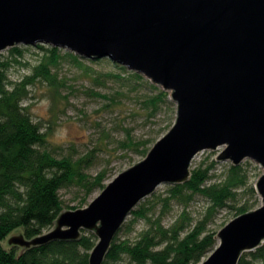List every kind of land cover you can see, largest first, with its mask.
Segmentation results:
<instances>
[{
  "label": "water",
  "instance_id": "95a60500",
  "mask_svg": "<svg viewBox=\"0 0 264 264\" xmlns=\"http://www.w3.org/2000/svg\"><path fill=\"white\" fill-rule=\"evenodd\" d=\"M40 44L145 75L171 91L177 117L89 206L63 210L32 238L15 229L6 248L22 255L92 231L89 264H104L136 207L162 184L189 181L199 152L224 147L219 160L264 168V0H0V54ZM256 189L263 204L219 231L203 264H239L264 244V174Z\"/></svg>",
  "mask_w": 264,
  "mask_h": 264
},
{
  "label": "trees",
  "instance_id": "16d2710c",
  "mask_svg": "<svg viewBox=\"0 0 264 264\" xmlns=\"http://www.w3.org/2000/svg\"><path fill=\"white\" fill-rule=\"evenodd\" d=\"M38 46L45 50L41 62L33 67L32 73L16 81H11L8 74L10 61L0 56V264H89L90 252L97 243L92 231H84L78 241H54L22 255L20 248L4 245L17 228H22L26 237L32 238L53 227L63 211L60 195L63 188L79 183L90 193L103 185L106 177L105 172H101L92 180L83 172L89 155L78 160L69 156L56 157L49 148L47 133L30 115L27 100L32 85L39 79L56 87L62 84L58 74L52 72V67L59 65L62 58L60 49ZM11 53L21 56V46L12 47ZM68 54L81 65L76 55ZM161 94L151 99L155 108L162 96L167 95L166 92ZM126 144L135 145V142L130 140ZM210 171L203 166L194 168L189 181L170 185L164 195L142 201L127 226L130 231L135 222L142 219L145 227L133 240L120 239L118 233L104 264H119L125 257L128 264L200 263L218 244L216 233L208 228L211 218L236 200L238 190L246 182L238 166L231 167L223 183H210ZM196 195L207 197L210 207L203 219L193 223L187 206ZM173 203L181 204L184 210L173 222L166 224L164 218ZM239 211L241 215L248 209L241 207ZM263 259L264 244L245 252L239 264H256Z\"/></svg>",
  "mask_w": 264,
  "mask_h": 264
},
{
  "label": "rangeland",
  "instance_id": "374dc122",
  "mask_svg": "<svg viewBox=\"0 0 264 264\" xmlns=\"http://www.w3.org/2000/svg\"><path fill=\"white\" fill-rule=\"evenodd\" d=\"M19 46L22 48L21 56L12 54V47L0 54L3 60L10 61L8 74L11 81L32 73L33 67L41 62L45 53L39 46ZM59 49L62 58L59 65L52 67V72L58 74L62 84L56 87L45 79H39L31 86L27 103L30 115L47 133L49 148L56 157L69 156L78 160L89 155L90 160L83 172L92 180L99 173L105 172L103 185L95 187L90 193L79 183H72L60 191L64 202L63 210H76L89 206L119 174L146 158L154 144L173 127L177 117V103L173 100L171 91L164 90L143 74H140L142 77H137L134 74L136 72L126 67L120 68V65L108 58L84 59L67 49ZM68 53L76 55L81 65ZM161 92H166L167 95L162 96L155 108L151 99L162 95ZM130 140L135 145L126 144ZM138 143L140 146H137ZM223 149L224 147H219L199 152L192 161L191 171L200 166L210 168L212 179L209 182L223 183L234 166L229 160L217 158ZM237 166L245 175L246 182L238 190L236 200L211 218L208 228L216 235L240 215L241 207L250 211L263 204L256 183L264 174V168L251 159H245ZM169 186L170 184L160 185L143 201L154 198V195H164ZM173 204L164 218L166 224L173 222L184 210L181 204ZM209 207L207 197L196 195L187 206L194 218L193 223L203 219ZM133 217L131 215L128 218L119 232L120 239L133 240L145 227L144 221L139 219L129 231L127 225ZM213 251L204 256L200 264ZM128 262L125 257L119 264ZM256 264H264V259L257 260Z\"/></svg>",
  "mask_w": 264,
  "mask_h": 264
}]
</instances>
